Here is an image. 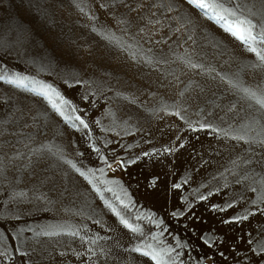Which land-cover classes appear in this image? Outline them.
Returning a JSON list of instances; mask_svg holds the SVG:
<instances>
[{"label": "rangeland", "instance_id": "374dc122", "mask_svg": "<svg viewBox=\"0 0 264 264\" xmlns=\"http://www.w3.org/2000/svg\"><path fill=\"white\" fill-rule=\"evenodd\" d=\"M0 77V264H264V62L223 22L0 0Z\"/></svg>", "mask_w": 264, "mask_h": 264}, {"label": "snow or ice", "instance_id": "6c2138e0", "mask_svg": "<svg viewBox=\"0 0 264 264\" xmlns=\"http://www.w3.org/2000/svg\"><path fill=\"white\" fill-rule=\"evenodd\" d=\"M187 2L209 19L216 22H223L225 31L244 44L249 52L256 53L260 57L261 61L264 62V50L258 52L257 48L254 47L256 44L264 45V24H261L259 26V32H256L255 30L258 27L257 24H254L250 19L237 16L235 11H231L224 7L220 0H187ZM2 78L3 77H0V79ZM9 83L20 84L21 86L23 85L22 81L9 80ZM52 91L55 92L54 89ZM41 94L49 99L53 108L57 107L56 104L52 102L51 95L48 90H43ZM251 95L255 96V93H251ZM56 98L60 100L61 103H67V101L62 100L59 97L58 93L56 94ZM257 103L264 108V99H258ZM76 119L80 120L79 117H76ZM80 123L84 124V121L80 120ZM237 219H247V217ZM228 222L229 221H225V223ZM124 223L126 227H129L127 222Z\"/></svg>", "mask_w": 264, "mask_h": 264}]
</instances>
